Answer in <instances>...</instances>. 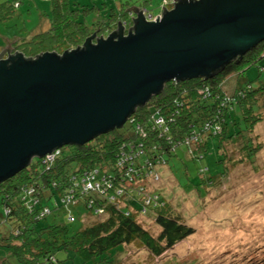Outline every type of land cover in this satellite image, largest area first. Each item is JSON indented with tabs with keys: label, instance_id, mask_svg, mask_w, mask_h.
Instances as JSON below:
<instances>
[{
	"label": "trees",
	"instance_id": "obj_1",
	"mask_svg": "<svg viewBox=\"0 0 264 264\" xmlns=\"http://www.w3.org/2000/svg\"><path fill=\"white\" fill-rule=\"evenodd\" d=\"M51 2L48 32L32 42H21L28 59L46 52L62 55L81 48L97 31L103 33L104 28L81 21L78 11L70 8L71 1ZM16 4L21 6L20 1L6 2L11 9ZM127 14L121 12L116 27L111 24L107 29L116 31L119 24L132 22L135 12L132 18ZM3 16L0 12V21L15 14ZM31 43H37L39 49H29ZM253 68L259 74L264 72V42L243 60H234L209 76L166 83L127 119L126 131L119 130L122 126L86 144L64 146L55 150L53 157L38 158L2 182L0 264H159L154 257L166 258L196 233L188 222L191 213L182 211L184 201H192L193 196L207 198L210 189L228 183L230 167L244 164V160L252 163L258 154L255 139L257 128L264 123V82L250 79L255 71L248 72ZM233 75L246 77L245 85L226 90V81ZM215 137L220 138L215 147V175L208 176L209 168L200 167L194 176L186 168L190 186L177 190L181 192L179 202L170 198L165 187L153 185L162 175L159 166L167 167L172 158L180 160V151L193 161L203 160L211 150L208 140ZM195 138L198 141L194 143ZM233 149L242 155L239 161H235ZM64 207L76 208L81 214L79 227H72L70 214L69 222L48 220ZM154 227L159 229L156 236L150 234ZM257 232L262 235L264 229ZM130 248L151 254L153 260L130 259ZM253 257L248 254L240 263L249 264Z\"/></svg>",
	"mask_w": 264,
	"mask_h": 264
},
{
	"label": "water",
	"instance_id": "obj_2",
	"mask_svg": "<svg viewBox=\"0 0 264 264\" xmlns=\"http://www.w3.org/2000/svg\"><path fill=\"white\" fill-rule=\"evenodd\" d=\"M175 7L81 48L0 56V184L35 158L121 128L173 80L209 76L264 42V0H174Z\"/></svg>",
	"mask_w": 264,
	"mask_h": 264
},
{
	"label": "rangeland",
	"instance_id": "obj_3",
	"mask_svg": "<svg viewBox=\"0 0 264 264\" xmlns=\"http://www.w3.org/2000/svg\"><path fill=\"white\" fill-rule=\"evenodd\" d=\"M7 1L10 2V0ZM14 1H20L21 6L19 8L13 6L11 9L4 5V0H0V10H2L0 12H3V17H11L15 14L14 17L0 21V46L6 45L4 39L10 41V36L15 37L13 33L15 35L22 34L26 42H32L33 38L45 32L47 27L40 20V12L43 14L46 11L52 12L51 0H48L49 5L47 6L43 4V2H47L46 0H11V2ZM68 1L72 2V5L71 2L69 4V6L71 5L70 8L78 11V17L81 21L83 18L87 23L93 22L94 26L104 28L103 33L101 31L96 33L97 37L103 36V38H107V27L111 24L116 27V24L119 23L117 17L121 12L124 15L128 13L127 17L132 18L129 11L132 13L134 11L129 9L143 7L148 13L157 16L162 12L161 8L164 2V0ZM73 2H76V5ZM53 15L56 17L55 13ZM49 27L47 28L49 29ZM28 48L32 51L39 49L37 43L29 44ZM251 71L255 72L250 75V79H255L254 81L260 79L264 82V72L259 74L258 70L253 68L248 73ZM245 79L246 77L243 76H230L226 81V90L245 85L243 83ZM253 84L254 86L257 85L255 82ZM233 89L230 91H234ZM127 129L128 125L119 130L124 132ZM257 129L256 134L258 136L255 139V148L258 154L254 158V162L249 163L244 160V164L242 162L235 163L229 168L228 183L225 186L210 189L207 198L197 199L193 196L192 201H184L182 211L185 214L191 213L188 222L195 227L196 233L169 251L166 258L156 259L154 257V260L158 261L159 264H187L189 262L196 264H242L240 263L241 259H245L248 254L255 256L248 262L249 264H259L260 261H264V232L262 235L257 232L259 228L264 229V123ZM208 141L211 150L205 153L206 157L203 160L193 161L183 151H180V160L174 161L172 158L167 167L159 166L162 175L154 181L153 185L158 188L165 187L170 198L179 202L181 192L177 190L190 186L189 178L185 174L186 168L194 176L198 175L200 167L209 168L211 173L208 172V176L215 175L218 171L216 164L218 156L215 147H218L220 138H210ZM239 149L241 150V148ZM233 151L236 153L234 155L235 161H239V150L233 149ZM35 160L37 158L33 161ZM194 176H191L192 180L195 179ZM58 201L62 205L59 197ZM49 205L54 209L53 203H49ZM76 211V208L64 207L62 210L56 211L48 220L51 221L55 218L59 221L58 223L69 222L67 216L70 214L74 218L70 223L74 225L73 228L75 226L77 228L80 226L78 219L81 214L79 215ZM84 212L85 209L82 207V213ZM149 223L151 222L149 221ZM150 232L151 235L156 236L159 229L154 227ZM129 250L131 251L129 257L132 260H138V262H147L149 258L150 261L153 260L151 254L145 251H133V248Z\"/></svg>",
	"mask_w": 264,
	"mask_h": 264
},
{
	"label": "flooded vegetation",
	"instance_id": "obj_4",
	"mask_svg": "<svg viewBox=\"0 0 264 264\" xmlns=\"http://www.w3.org/2000/svg\"><path fill=\"white\" fill-rule=\"evenodd\" d=\"M16 6H18V4H16ZM174 7L175 6H168V7H166V9L170 10V9H173ZM45 31H47V30L45 29ZM113 32H115V31L111 29V30H108L107 34L109 35V34H112ZM9 39H10V41H8V40L6 41L4 39V43H6V45L0 46V56H2V60L6 61L9 58H11L12 56H15L17 54H23L25 56V54L23 53V50L21 49V45H22L21 42H25L23 37L22 36L9 37ZM25 58H27V57L25 56Z\"/></svg>",
	"mask_w": 264,
	"mask_h": 264
},
{
	"label": "clouds",
	"instance_id": "obj_5",
	"mask_svg": "<svg viewBox=\"0 0 264 264\" xmlns=\"http://www.w3.org/2000/svg\"><path fill=\"white\" fill-rule=\"evenodd\" d=\"M173 2H171V0H164V2H163V4H162V12L160 13V14H158L157 16H155V15H153V14H151V13H148V11L145 9V10H143V9H141L142 10V12H143V14H144V16H145V18L148 20V21H155L156 20V18H158V17H162V15H163V12H164V8H166V7H168V6H174L175 5V1L174 0H172ZM188 1H190V0H188ZM138 10H140V9H138ZM166 10H169V9H166ZM170 10H172V9H170ZM148 14H151L152 16H153V19H148V17H147V15ZM123 25L126 27V28H128L130 25H132V22H130V23H123ZM108 36V35H107ZM54 153V152H53Z\"/></svg>",
	"mask_w": 264,
	"mask_h": 264
},
{
	"label": "crops",
	"instance_id": "obj_6",
	"mask_svg": "<svg viewBox=\"0 0 264 264\" xmlns=\"http://www.w3.org/2000/svg\"><path fill=\"white\" fill-rule=\"evenodd\" d=\"M47 2H43V4H44V6H47V5H49V2H48V0H46ZM6 2H9V1H7V0H4V5L5 6H8L9 5V3H8V5H6ZM10 2H11V0H10ZM113 5V4H112ZM30 6V5H29ZM30 8V7H29ZM51 9H52V6H51ZM140 10L141 9H143V7L142 8H139ZM29 10H31V9H29ZM143 10H145V8L143 9ZM142 11V10H141ZM131 13L132 12H130V16H131ZM52 13H48L47 11L43 14V12H40V20L42 21V23L44 24V25H46L47 27L48 26H50V24L51 23H49V19L52 17V16H50ZM113 26V25H112ZM46 27V30L48 29ZM13 35L15 36V33H13ZM18 36H23L22 34H19ZM11 37V36H10ZM16 37V36H15ZM16 39V38H15ZM13 40V39H12ZM6 41H7V39H6ZM19 41V40H18ZM13 42V41H12Z\"/></svg>",
	"mask_w": 264,
	"mask_h": 264
},
{
	"label": "built area",
	"instance_id": "obj_7",
	"mask_svg": "<svg viewBox=\"0 0 264 264\" xmlns=\"http://www.w3.org/2000/svg\"><path fill=\"white\" fill-rule=\"evenodd\" d=\"M147 17H148V19H153V16H152L151 14H148ZM158 122L162 124V123H163V119H159ZM197 141H198V138H195V141H192V142L195 143V142H197ZM54 154H55V153H52V154L49 155L48 157H53Z\"/></svg>",
	"mask_w": 264,
	"mask_h": 264
}]
</instances>
